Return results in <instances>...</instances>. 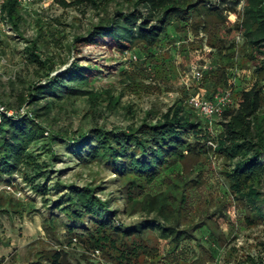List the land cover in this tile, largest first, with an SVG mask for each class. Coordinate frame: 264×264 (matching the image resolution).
<instances>
[{"label": "rangeland", "instance_id": "rangeland-1", "mask_svg": "<svg viewBox=\"0 0 264 264\" xmlns=\"http://www.w3.org/2000/svg\"><path fill=\"white\" fill-rule=\"evenodd\" d=\"M119 5V0L109 2L106 13L111 15ZM227 7L223 10L224 20L210 21L207 31L193 29L191 21L172 24V35L169 33L153 48L138 44L126 53L105 40L85 46L73 42L74 36L85 35L90 25L104 15L89 4L63 7L54 0H46L25 9L18 5V29H11L9 34L0 30V102L15 109L27 108L28 89L44 79L40 77L41 69L28 59L26 47L30 41H36L35 54L52 59L51 75L77 59L81 64H97L100 71H92L95 79L83 88L95 92L96 98L79 94L47 99L49 108H42L45 98L29 105L43 135L28 151L47 176H34L29 168L21 167L11 176L0 178V264H34L36 252L59 248L66 253L69 264H116L101 252H88L75 242L67 245L68 236L61 225L48 234L43 229L42 219L48 215L65 221L63 214L52 206L65 191L61 185L100 186L97 196L110 198L111 208L118 209L115 218L121 223L133 224L146 217L126 207L111 167L70 153L66 137L90 134L94 127H136L148 112L155 121L177 101L191 111L184 100L189 92L199 88L210 96L225 89L245 90L256 83L263 87L264 94V73L255 72L239 27L242 5L234 3ZM203 64L209 69L202 79H191V67ZM219 71L231 87L215 85L214 75ZM20 96L25 98L22 102ZM237 98L232 97L234 104L230 108H235ZM113 99L117 103H112ZM260 113L264 115V98ZM199 120L212 137L222 130L220 118L211 122L203 117ZM50 137L55 138L52 143ZM208 141L211 149L207 155L188 156L146 187L150 194L180 188L185 199L180 219L192 237L171 252L167 238L157 231H147L150 254H156L155 250L157 254L141 258L142 264H264V224H245L246 205L231 191L224 174L230 170L231 161L216 151L215 139H210L212 145ZM49 142L50 147L46 145ZM51 153L56 157L51 159ZM23 174L31 179V184L42 186L44 193L32 190ZM180 176L186 182L183 188ZM259 190L264 192V182Z\"/></svg>", "mask_w": 264, "mask_h": 264}, {"label": "trees", "instance_id": "trees-1", "mask_svg": "<svg viewBox=\"0 0 264 264\" xmlns=\"http://www.w3.org/2000/svg\"><path fill=\"white\" fill-rule=\"evenodd\" d=\"M63 7L89 4L103 12L96 23L90 25L85 35L74 36L79 45L100 44L105 40L120 51H128L138 44L147 49L172 35V24L191 21L193 29L207 31L210 21L224 20L223 10L210 0H119L113 13H106V6L114 0H54ZM239 0L232 1L231 4ZM224 2V0H222ZM125 3V5H123ZM229 3V5H231ZM4 11L11 29H18L19 13L15 0H7ZM240 30L249 48V57L254 62L255 72L264 73V0H242ZM219 39V38H218ZM36 41L26 47L28 59L41 69L42 82L28 89V114L2 116L0 120V178L11 176L21 167L29 168L34 176H47L42 166L28 151L29 146L40 139L43 129L38 124L31 103L45 98L42 108H49L52 98L87 94L85 90L93 79L92 71H100L97 64L90 66L73 60L64 70L51 75L53 61L34 53ZM215 85L231 87L224 73L214 75ZM262 86L253 84L241 91H232L238 96L235 108L222 112V130L216 137L210 136L201 125L199 116L185 110L177 101L155 121L148 112L138 126L127 129H103L94 127L90 134L78 133L66 137V149L85 161L98 160L111 167L118 179V191L130 212L146 216L133 224L116 220L117 208H111L110 198L97 196L100 186L61 185L65 191L52 202L64 216L62 222L51 214L42 219L47 234L61 225L68 236L67 245L75 242L88 252H101L107 260L116 264H142L141 258L151 256L146 239L147 231H157L170 242V251L179 248L182 241L192 235L182 227L180 209L185 203L184 194L167 188L155 194L147 193L150 185L164 170L182 163L188 156L207 155L211 149L207 140L216 141V151L231 161L229 171H224L231 191L246 205L244 221L247 225L264 224V192L259 185L264 182V115ZM111 99V97H109ZM19 102L25 98L20 96ZM7 107H10L5 102ZM112 103H117L113 99ZM15 109V108H12ZM54 137H50L51 143ZM46 145H49L50 142ZM49 149V148H48ZM52 158L56 156L50 154ZM25 181L35 192L44 193V188L31 184L26 174ZM47 178V177H46ZM185 187L182 176L178 178ZM175 185L176 182H175ZM149 218H148V217ZM34 264H69L66 253L61 249L36 252ZM252 264H256L252 262Z\"/></svg>", "mask_w": 264, "mask_h": 264}, {"label": "built area", "instance_id": "built-area-1", "mask_svg": "<svg viewBox=\"0 0 264 264\" xmlns=\"http://www.w3.org/2000/svg\"><path fill=\"white\" fill-rule=\"evenodd\" d=\"M17 5L21 6L22 8H28L33 3H44L46 0H15ZM52 1V0H50ZM7 0H0V30L4 31L5 33H11V27L8 23L4 6ZM220 6H228L229 4H225L222 0H217ZM236 5L241 6L242 0H239ZM240 34L237 35V38ZM126 53L128 51H125ZM209 69V66L206 64L203 65H193L191 67V79L199 81L203 77V73ZM189 77L186 76V81H188ZM184 103L200 118H206L209 122L215 118H220L222 112L233 106L234 102L232 100V91L230 89L216 91L210 96L206 94L203 88H199L192 92H189ZM27 109V108H25ZM24 107H19L17 109H12L7 107L4 103L0 102V120L2 116H18L22 114H28L29 112L25 110ZM209 144L212 145V141H208Z\"/></svg>", "mask_w": 264, "mask_h": 264}]
</instances>
